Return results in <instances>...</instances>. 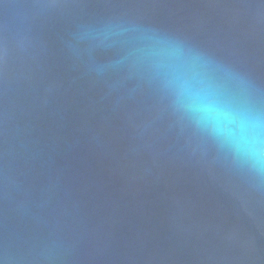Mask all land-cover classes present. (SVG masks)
Segmentation results:
<instances>
[{
  "label": "water",
  "instance_id": "water-1",
  "mask_svg": "<svg viewBox=\"0 0 264 264\" xmlns=\"http://www.w3.org/2000/svg\"><path fill=\"white\" fill-rule=\"evenodd\" d=\"M158 42L264 122V0H0V264H264V167Z\"/></svg>",
  "mask_w": 264,
  "mask_h": 264
},
{
  "label": "clouds",
  "instance_id": "clouds-1",
  "mask_svg": "<svg viewBox=\"0 0 264 264\" xmlns=\"http://www.w3.org/2000/svg\"><path fill=\"white\" fill-rule=\"evenodd\" d=\"M157 54L198 122L264 167V122L234 107L232 100L206 82L203 66L190 61L179 49L158 42Z\"/></svg>",
  "mask_w": 264,
  "mask_h": 264
}]
</instances>
